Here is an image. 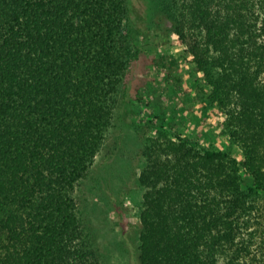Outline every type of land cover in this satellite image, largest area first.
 Segmentation results:
<instances>
[{"label":"trees","instance_id":"16d2710c","mask_svg":"<svg viewBox=\"0 0 264 264\" xmlns=\"http://www.w3.org/2000/svg\"><path fill=\"white\" fill-rule=\"evenodd\" d=\"M160 4L243 158L137 127L143 162L126 178L144 192L131 221L112 148L95 164L138 54L131 0H0V264H104L81 194L91 179L112 187L105 198L131 264L252 258L264 201V0Z\"/></svg>","mask_w":264,"mask_h":264},{"label":"rangeland","instance_id":"374dc122","mask_svg":"<svg viewBox=\"0 0 264 264\" xmlns=\"http://www.w3.org/2000/svg\"><path fill=\"white\" fill-rule=\"evenodd\" d=\"M131 6L138 54L119 94L116 126L111 128L95 164L112 148L117 157L115 172L118 177L124 175L123 186L128 190L124 214L138 223L144 188L135 182L134 176L126 178L135 169L139 172L143 162L144 136L136 137L137 127L146 128L147 123L157 125L153 130L164 129L171 136L180 133L201 145L229 149L239 159L244 154L239 145L231 143L229 137L221 133L224 115L216 107L204 104L205 94L199 87L204 84L202 72L188 59L185 45L171 27L174 20L162 9L160 0H131ZM118 133L116 140L114 136ZM113 158L114 155L110 157ZM88 183L87 187L83 185L85 192L81 194L87 198L84 205L88 203L89 215L105 255L104 264H131L121 245L120 219L105 198L112 187L104 188L93 179ZM259 205L252 219L251 230H255L252 258L239 264H264V201ZM220 262L223 264L224 260Z\"/></svg>","mask_w":264,"mask_h":264}]
</instances>
